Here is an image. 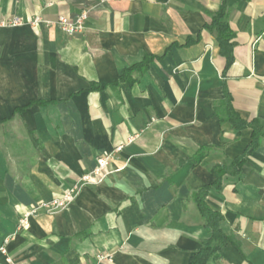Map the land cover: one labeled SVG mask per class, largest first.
<instances>
[{
    "label": "crops",
    "instance_id": "0c3cea01",
    "mask_svg": "<svg viewBox=\"0 0 264 264\" xmlns=\"http://www.w3.org/2000/svg\"><path fill=\"white\" fill-rule=\"evenodd\" d=\"M223 6L229 67L204 29ZM83 10L78 37L30 23ZM7 18L23 24L0 28V264H189L212 236L194 200L207 187L230 240L206 264H264V0H0ZM119 146L102 183L41 208Z\"/></svg>",
    "mask_w": 264,
    "mask_h": 264
},
{
    "label": "trees",
    "instance_id": "16d2710c",
    "mask_svg": "<svg viewBox=\"0 0 264 264\" xmlns=\"http://www.w3.org/2000/svg\"><path fill=\"white\" fill-rule=\"evenodd\" d=\"M211 23L207 24L204 29L207 30L219 44V52L220 55L223 56L227 60V66L229 67L234 61L233 55V44L232 40L235 37V33L230 27L229 15L227 9L223 6L221 9L211 16ZM154 61L153 57H146L141 63L136 64L126 70H124L120 79L113 83L117 84L119 81H124L128 79L133 73L140 72L143 73L147 70L149 64ZM101 90L100 86L92 85L89 91ZM44 104V103H41ZM227 113L226 119L235 123L238 119L236 113L233 110L231 105V101L228 98L223 102ZM22 110V109H21ZM20 109L18 111H21ZM256 147V140H253L249 151L254 150ZM207 149H200L195 156V159L199 162L206 155ZM243 158L236 159L229 167L225 166H215L212 168V172L216 177V181L213 186L217 189L220 188L221 181L224 175L226 174H235L238 172V168L243 164ZM209 188H204L197 192L194 196L195 203L200 211L201 216L205 220V225L212 230V236L209 240H207L204 244V247L195 254L189 264H206L207 261L211 258H217L218 252L224 243L230 240V238L225 235L219 227L220 221L223 219V216L211 210L207 203L206 198L208 195Z\"/></svg>",
    "mask_w": 264,
    "mask_h": 264
},
{
    "label": "built area",
    "instance_id": "2783aa9c",
    "mask_svg": "<svg viewBox=\"0 0 264 264\" xmlns=\"http://www.w3.org/2000/svg\"><path fill=\"white\" fill-rule=\"evenodd\" d=\"M89 10H83L76 16H60L55 21L42 20L40 18L31 21L30 23L37 27L40 23L44 24L47 27L57 28L64 35L68 37H78L85 33L87 28V22L89 20ZM23 24L21 19L17 18H7L0 20V28L7 27H16ZM123 149L122 146L117 147L111 153H105L100 155L97 158L96 166L87 174L83 175L73 186H71L67 191L62 193L60 196L54 198L52 201L45 203L41 208L46 209L48 212H55L62 210L71 205L79 191L88 185L100 184L102 183L111 173V164L113 161V156L115 153H119ZM36 213V211L31 214ZM29 226L28 215L20 220L19 227L20 229H26ZM19 229V230H20ZM11 241V236H8L4 240L3 246L0 248V251L3 254H7L6 246ZM97 262H111L113 256L111 254H98L96 256ZM8 262L12 264V260L8 258Z\"/></svg>",
    "mask_w": 264,
    "mask_h": 264
},
{
    "label": "rangeland",
    "instance_id": "374dc122",
    "mask_svg": "<svg viewBox=\"0 0 264 264\" xmlns=\"http://www.w3.org/2000/svg\"><path fill=\"white\" fill-rule=\"evenodd\" d=\"M62 210H63V209H62ZM19 229H20V228H18L17 230H18V231H21V230H23V229H20V230H19Z\"/></svg>",
    "mask_w": 264,
    "mask_h": 264
}]
</instances>
